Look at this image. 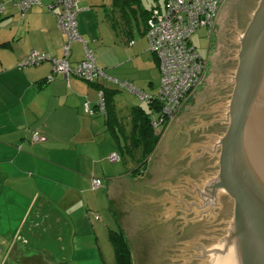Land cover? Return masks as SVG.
Wrapping results in <instances>:
<instances>
[{
	"label": "crops",
	"instance_id": "0c3cea01",
	"mask_svg": "<svg viewBox=\"0 0 264 264\" xmlns=\"http://www.w3.org/2000/svg\"><path fill=\"white\" fill-rule=\"evenodd\" d=\"M166 1L144 0L142 6L122 12L113 0H79V32L94 50L98 66L109 77L129 81L152 95L159 93L162 76L146 37L143 12L164 11ZM19 2L0 0V257L7 264H23L30 256L25 245L31 236L40 235L36 229L46 222L62 229L63 237L64 227L82 229L91 217L97 220L95 215L99 219L102 214L106 223L115 221L122 231L112 213L108 179L148 174L168 129L147 167L134 172L141 150L133 161L123 157L121 149L133 131V108H146L145 103L109 79L89 83L77 76L54 74L51 61L22 67L33 52L62 59L66 36L58 23L62 8L51 9L54 0H44L25 12ZM192 42L195 45L193 37ZM84 59L83 44L74 42L70 64L76 66ZM103 90L118 91L114 99L123 125L119 134L108 129L105 114L98 110ZM86 102L97 111L95 115L86 114ZM36 131L45 137L43 141L33 140ZM114 152L121 161L109 159ZM94 178L102 179L103 187L93 190Z\"/></svg>",
	"mask_w": 264,
	"mask_h": 264
},
{
	"label": "water",
	"instance_id": "95a60500",
	"mask_svg": "<svg viewBox=\"0 0 264 264\" xmlns=\"http://www.w3.org/2000/svg\"><path fill=\"white\" fill-rule=\"evenodd\" d=\"M108 189L134 264H264V0H225L148 174Z\"/></svg>",
	"mask_w": 264,
	"mask_h": 264
},
{
	"label": "built area",
	"instance_id": "2783aa9c",
	"mask_svg": "<svg viewBox=\"0 0 264 264\" xmlns=\"http://www.w3.org/2000/svg\"><path fill=\"white\" fill-rule=\"evenodd\" d=\"M44 0H20L18 6L25 12L33 5H42ZM225 0H167L165 10L153 9L147 21L146 37L151 50L159 59L161 70V88L157 95L144 92L129 81H120L109 77L105 69L98 66L95 53L81 36L77 17L81 12L79 0H54L51 7L60 6L58 14L59 29L66 36L64 57L54 59L45 53L33 52L22 64V67L39 65L51 61L54 74L65 77L77 76L89 83H97L109 79L121 88L135 94L142 102L152 105L157 102L160 111L153 112L151 124L155 130L163 125L169 126L177 111L184 105L196 88L204 80L208 60L204 59L192 43V37L201 29L208 28L209 35L214 32L215 24ZM0 11L3 7L0 6ZM74 42H80L85 49V59L76 66L68 60ZM54 76V75H53ZM52 76V78H53ZM84 110L89 116L97 112L89 102L84 104ZM98 110L105 113V100L100 95ZM45 139L39 131L34 133L33 140L41 142ZM111 161H121L119 153L109 156ZM93 190L103 187L100 178L92 180ZM96 219L98 216L95 215Z\"/></svg>",
	"mask_w": 264,
	"mask_h": 264
},
{
	"label": "rangeland",
	"instance_id": "374dc122",
	"mask_svg": "<svg viewBox=\"0 0 264 264\" xmlns=\"http://www.w3.org/2000/svg\"><path fill=\"white\" fill-rule=\"evenodd\" d=\"M164 1L165 0H163V4ZM208 33V28H201L193 36V41L195 45H197L199 52L202 56L207 58L210 57L209 46L211 47L210 42L214 39L215 28L214 34H212V39L211 37H207ZM198 88H196V90ZM191 96L188 97L185 103L191 98ZM145 105L148 112H151L149 104L145 103ZM166 129L167 128H165L164 131ZM159 130H161V128ZM135 164V167L140 165L138 162H135ZM99 217L100 218L97 220L91 217V221H87L82 229L64 227L63 230L65 234L63 237V234L59 235L62 229L58 227L53 229L50 227L49 223L46 222L44 224L45 226L36 229L37 236L41 232L40 235L38 237L35 235V237L31 236L30 244L25 245V251L27 252L25 254H30V256L25 259L38 258L37 256L40 254V259L45 264H117L115 249L110 240V231H121V228L115 223V221L106 223V221H104V218L106 217L105 215L100 214ZM71 231L74 234L78 232L81 236L73 237ZM92 233L93 235H91ZM95 236H97V238H95ZM25 259L23 264H25ZM3 262V257H0V264H7L6 261L5 263Z\"/></svg>",
	"mask_w": 264,
	"mask_h": 264
},
{
	"label": "trees",
	"instance_id": "16d2710c",
	"mask_svg": "<svg viewBox=\"0 0 264 264\" xmlns=\"http://www.w3.org/2000/svg\"><path fill=\"white\" fill-rule=\"evenodd\" d=\"M143 1L144 0H113V5L120 11L126 12L133 6H142ZM152 11L153 10L144 9L143 15L146 17V21H148L150 18ZM102 92L105 100L104 114L107 119L108 129L113 134H119V131L122 130L123 125L118 116L114 99L118 91L103 90ZM149 106L151 109V112L149 111L150 113L146 108L141 106L133 108V131L128 137L126 145L121 149L122 156L124 157L127 155L133 159V161L136 159L137 152L141 150V158L137 160L140 165L134 170V172H139L147 167L149 158L156 150L164 129L167 128L165 125L161 127V130H155L152 127L151 115L153 112L160 111V106L157 102H154ZM110 240L113 243L115 249L117 264H134L132 247L123 231L111 230Z\"/></svg>",
	"mask_w": 264,
	"mask_h": 264
},
{
	"label": "flooded vegetation",
	"instance_id": "af4514ba",
	"mask_svg": "<svg viewBox=\"0 0 264 264\" xmlns=\"http://www.w3.org/2000/svg\"><path fill=\"white\" fill-rule=\"evenodd\" d=\"M249 2V1H248ZM247 1H246V3H248ZM213 34H214V32H213ZM211 37V39L213 38V35H211L210 36ZM211 43V45H212V43H213V40H212V42H210ZM209 62V61H208Z\"/></svg>",
	"mask_w": 264,
	"mask_h": 264
}]
</instances>
